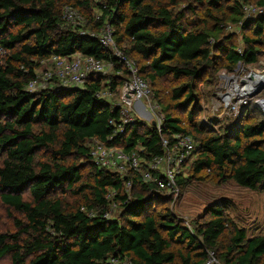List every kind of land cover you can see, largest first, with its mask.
<instances>
[{
	"label": "trees",
	"instance_id": "obj_1",
	"mask_svg": "<svg viewBox=\"0 0 264 264\" xmlns=\"http://www.w3.org/2000/svg\"><path fill=\"white\" fill-rule=\"evenodd\" d=\"M184 2L0 0V201L21 216L15 232H0V259L110 264L109 257L116 255L134 264H202L213 251L224 264H264V233L248 235L225 212L224 202L208 204L185 226L166 206L173 197L137 173L128 174V198L126 179L99 169L85 143L96 138L127 152L142 148L141 156L153 157L163 152L162 137L190 134L197 143L195 159L186 176L177 179V197L191 181L206 177L264 191V115L258 106L248 102L217 131L194 121L199 83H211L215 76V86L220 71L232 72L237 63L253 64L263 55L264 15L245 17L242 5L264 0H196L197 6L174 8ZM66 5L83 16L81 28L62 22ZM105 24L139 75L149 80L159 106L153 85L166 78L179 82L168 92L170 103L160 106V130L140 118L121 130L109 123L118 110L95 94L117 91L128 72L99 43ZM228 25L238 27L241 46L234 33L225 31ZM75 52L110 61L112 70L90 74L82 87L52 83L27 90L40 59ZM171 105L187 110V122L170 111ZM253 113L260 118L247 122ZM69 191L83 203L65 202L62 196ZM109 201L120 206L111 219L103 216Z\"/></svg>",
	"mask_w": 264,
	"mask_h": 264
},
{
	"label": "built area",
	"instance_id": "obj_2",
	"mask_svg": "<svg viewBox=\"0 0 264 264\" xmlns=\"http://www.w3.org/2000/svg\"><path fill=\"white\" fill-rule=\"evenodd\" d=\"M245 17L256 18L264 15V4L246 3L242 5ZM61 20L64 24L81 28L84 18L72 6L66 5L62 9ZM236 25H228V28ZM238 29V27H237ZM83 31L82 29L80 30ZM113 28L105 24L98 34L99 43L116 59L123 63L128 76L123 80L117 91L101 89L96 92L98 98L111 100L118 110V118L110 119L109 123L115 125L117 130L140 118L135 110V104L140 103L141 109L149 116L150 123L160 130L163 114L155 98L147 78L138 73L135 62L128 58L124 51L117 46L114 39ZM241 51V49H238ZM112 70V63L81 52L68 56L51 54L38 62L34 78L27 84L28 91L44 90L52 83L59 87H82L87 77L92 73H108ZM264 48L263 55L253 64L237 63L232 72L220 71L218 74V87L213 93L209 108L213 115L219 117H236L240 108L252 100L264 115ZM217 85V84H216ZM257 96V97H256ZM252 99H248V98ZM254 99V100H253ZM141 119V118H140ZM86 146L93 163L101 170L117 173L125 178L124 186L128 198L132 180L128 177L130 172L137 173L145 183H153L166 195L177 197L179 189L177 179L186 176L187 170L195 159L196 141L190 134L174 133L170 138L162 137L163 152L153 157L141 156L142 148L125 151L115 145H108L96 138L86 140ZM117 207L115 201H109L104 210L105 218H114L112 211ZM110 264H134L127 256H111ZM202 264H224L214 255L207 252V258Z\"/></svg>",
	"mask_w": 264,
	"mask_h": 264
},
{
	"label": "rangeland",
	"instance_id": "obj_3",
	"mask_svg": "<svg viewBox=\"0 0 264 264\" xmlns=\"http://www.w3.org/2000/svg\"><path fill=\"white\" fill-rule=\"evenodd\" d=\"M188 3L193 6H197L196 0H185L184 3L177 5L174 8H181L183 5H187ZM94 15L95 18L100 15V12L96 8L94 9ZM199 16L196 18H199ZM196 18L194 17V19ZM101 29L99 30V33L101 32ZM225 29L226 32L235 34L234 41L241 46L242 41L239 29H237V27L229 29L228 26ZM214 77L210 81L211 83L204 79L197 86L199 103L198 106L195 107L194 121L202 124L206 130L212 128L217 131L225 125H230L232 123V119L235 118L227 116L219 117L218 115H213L210 111L209 105L213 93L218 87V81L217 85L214 86ZM178 83L179 82L170 78H166L158 80L156 84L153 85L160 100L159 102H161V107L163 104L170 103L168 100V92ZM262 95H264V92H262ZM248 99L252 98L250 97ZM250 101L252 102V100ZM170 107L171 112L187 122L185 119L186 109L184 110L180 107L175 108L173 105ZM253 116L254 117L247 119V122L250 123L253 122L254 119L260 118V116L256 113H253ZM147 119L144 120L150 124V121ZM1 157L2 155L0 154V161ZM86 173L87 169H84L82 174L86 175ZM24 194L27 196V192ZM62 198L65 202L72 206L83 203L79 195L73 194L70 191L63 194ZM215 201L225 203V212L238 227H244L248 235L264 233V191L258 192L240 187L233 180L228 179L226 181H217L209 177H206L203 180H193L184 187L180 197H173L171 202L167 203L166 206H168L172 214L177 219L183 222L185 226L190 227V222L200 216L208 204ZM153 209L158 210L159 208L154 205ZM119 212L120 206L117 205V207L112 211V214L116 217L119 215ZM16 218L20 219L21 216L17 212L8 209L0 201V232H15ZM0 264H12L10 257L8 255L2 257L0 259Z\"/></svg>",
	"mask_w": 264,
	"mask_h": 264
},
{
	"label": "crops",
	"instance_id": "obj_4",
	"mask_svg": "<svg viewBox=\"0 0 264 264\" xmlns=\"http://www.w3.org/2000/svg\"><path fill=\"white\" fill-rule=\"evenodd\" d=\"M135 110L136 111H138V114H140V116H141V118L144 120V119H149V116L145 113V112H143L142 111V109H141V104L140 103H136L135 104ZM147 119V120H148ZM145 121V120H144Z\"/></svg>",
	"mask_w": 264,
	"mask_h": 264
},
{
	"label": "water",
	"instance_id": "obj_5",
	"mask_svg": "<svg viewBox=\"0 0 264 264\" xmlns=\"http://www.w3.org/2000/svg\"><path fill=\"white\" fill-rule=\"evenodd\" d=\"M260 88H264V83H261ZM150 124H151V125H155V122L152 121Z\"/></svg>",
	"mask_w": 264,
	"mask_h": 264
}]
</instances>
